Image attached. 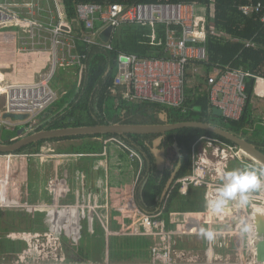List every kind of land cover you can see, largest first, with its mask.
Masks as SVG:
<instances>
[{"label":"built area","instance_id":"2783aa9c","mask_svg":"<svg viewBox=\"0 0 264 264\" xmlns=\"http://www.w3.org/2000/svg\"><path fill=\"white\" fill-rule=\"evenodd\" d=\"M44 1L49 2V7L42 6ZM198 4L197 1L132 4L80 2L76 5L75 24V21L69 22L66 17L65 0H0V30L21 27L27 36L19 47L20 51L49 54L48 66L33 81L12 82L8 81L4 73H0L3 75L0 76V128L14 129L21 125H32L38 115L60 97L53 85L59 69L71 67L74 72L83 70L86 54L80 50V46L97 45L114 50L111 37L116 28L123 24H149L152 27L149 34L151 43L161 44L164 41L166 51L170 53V58L119 53L114 83L126 88V99L147 100L186 109L190 82L202 79L209 89L211 106L221 110L225 118L239 120L246 105V77L250 74L230 66L223 69L217 65H205L209 62V31L221 38H229V35L218 31L215 26L208 27L207 13L214 17V6L199 11ZM40 9L49 13L47 18L46 12V20L38 17L42 12ZM239 9L244 15L258 16L264 25L263 0H251L241 4ZM77 23L80 26L78 30L73 27ZM161 24L164 26V40L158 38V27ZM108 27H112L113 31L110 39L103 41L101 34ZM251 45L254 44L246 42V46ZM257 79L259 82L264 78ZM14 115L18 118H14ZM127 148L131 157L142 162L137 150ZM192 151V172L177 178L163 200L165 204L157 212H145L131 199L136 221L144 229L138 226L131 232L116 233L154 236L158 241L151 248L152 259L149 264H262L257 258L256 217L264 214V185L248 194L249 203L244 207L229 202L222 212L216 213L207 207V201L216 197L222 186V174L233 170L230 168L232 162H237L241 168L264 165L237 144L212 136L199 138L193 144ZM11 156L14 155L0 154V159ZM177 184L184 195L189 194L192 188L203 192L202 201L193 200L194 207L190 210L189 205L187 211L178 216L179 222L185 214L195 211V222L189 228L178 227V230L167 228L163 218L170 193ZM17 204H0V210ZM86 205L67 203L59 208L66 214H73L74 210L85 208ZM124 206L127 210L131 208L129 202ZM32 207L33 211L39 209L38 206ZM201 228L217 232L214 242L206 240L207 259L188 257L185 252L174 249L172 240L175 235H198ZM245 228L247 231H244ZM107 231L115 234L110 229ZM26 239L29 242L27 249L11 258L3 257L0 264H95L69 261L65 254V242H61L59 235L30 233Z\"/></svg>","mask_w":264,"mask_h":264},{"label":"crops","instance_id":"0c3cea01","mask_svg":"<svg viewBox=\"0 0 264 264\" xmlns=\"http://www.w3.org/2000/svg\"><path fill=\"white\" fill-rule=\"evenodd\" d=\"M211 5L214 6V2L211 1L210 5L199 3L198 10H209ZM42 6L49 7V2L44 1ZM65 10L68 21H75L76 24L77 19L69 15L66 3ZM40 11L42 12L38 17L46 20L49 13L46 11V18V12L42 9ZM73 27L78 30L80 26L77 23ZM11 28H15V30L4 28L5 30L0 31V71L5 74L8 81H33L38 78L39 72L48 66L49 54L37 51H20L19 47L22 46L27 32L21 27ZM101 39L108 41L102 36ZM76 72V78L66 77L63 79L66 82L60 88V93L67 94L80 82L81 72ZM23 74H26V77L17 78ZM123 89L124 95L126 88ZM43 113L38 115V119L32 125H21L20 134L22 131L33 130L38 125L45 123L44 118H41ZM254 113L257 117V110ZM39 119L40 122L37 124ZM262 119L263 117L260 120ZM260 127L264 129L262 125ZM1 133L0 131V135ZM26 135L23 134V136ZM40 142L21 152L11 153L14 156L26 154L23 175L25 188L21 185V193L17 196V201H19L17 206H5L0 210V260L3 257L10 258L11 256L8 255L13 254L14 256L27 249L29 242L26 236L28 234L48 233L53 236L59 235L61 242L66 243H63L66 247H64L65 254L72 262L149 264L152 259L151 248L158 241L154 236L132 233L118 235L116 233L131 232L138 226L144 229L136 221V212L132 208L131 199H134L136 206L148 213L157 212L160 206L165 204L162 195L159 205L155 208H143L138 201V193L145 182L144 179L150 175L154 168L151 167L152 163H149L147 155L140 152L139 147H131L114 136L60 140L54 138ZM113 144L115 147L112 146ZM124 144L137 150L142 157V162L138 158L131 157L130 150ZM76 146H79V149L81 147H85V149L72 150ZM31 157L35 162H38L36 166L38 168L37 179L33 187L38 189L37 194L32 191ZM78 160L81 164H78ZM238 166L242 169L240 165ZM155 169L157 170L156 165ZM160 175L162 176L161 173ZM18 183L20 182L18 181ZM197 190L198 195L201 194L202 197L203 192ZM189 193L191 194V191ZM71 196H73L72 202H70ZM201 197H188L187 200H184L183 208L166 209L163 215L166 227L176 230L178 227L189 228L195 222L193 214L195 211L185 214L179 222L178 216L184 214L183 212L187 211L189 205H191L190 210L194 207L193 200L202 201ZM127 202L131 206L128 210L124 206ZM67 203H75V206L82 203L87 205L85 208L74 210L73 214H66L59 206ZM32 206H38L39 209L33 211ZM107 229L114 231L115 234H109ZM84 230L88 231L87 235L89 236H97L96 242L92 240L94 243L99 242V250L103 252L102 258L87 260L81 254ZM172 243L177 252L178 250L183 251L188 257H200L203 260L208 258L206 240L197 234H177ZM76 249L77 254L71 252Z\"/></svg>","mask_w":264,"mask_h":264},{"label":"trees","instance_id":"16d2710c","mask_svg":"<svg viewBox=\"0 0 264 264\" xmlns=\"http://www.w3.org/2000/svg\"><path fill=\"white\" fill-rule=\"evenodd\" d=\"M197 1L202 5H210L211 0H65L67 11L71 17H77L76 5L80 2H98L107 4L116 3H159V2H187ZM251 0H215V15L210 16L207 13L209 24L208 27L215 26L218 31L226 32L230 38H221L213 35L209 31L207 47L209 50V62L206 66H219L225 69L230 66L233 69H242L250 75L246 77L247 100L243 114L239 120L225 118L218 108L211 106L208 97V90L205 87L204 80L187 89L188 100L185 102V108L169 107L158 102L147 100H129L123 95L121 85L114 83L118 72V56L120 52L137 54L141 57H166L170 58V53L166 51L164 41L161 44H152L149 34L152 27L149 24H126L116 28L111 43L114 50H108L97 45H85L81 51L85 52L84 68L81 72V80L67 94L60 96L51 108L47 109L41 116L46 121L30 131H22L21 126H17L14 131L15 135L1 138L3 143H13L23 136L31 134L39 129H51L67 126L96 125L108 124L113 122L122 123H163L160 118L161 113H166L170 122H179L186 120H200L211 122L227 130L246 138L247 132H252L254 137L248 139L256 143L264 151V117L260 124L257 123L253 98H264V79H260L257 84V78H264V25L256 15H244L239 6L250 2ZM264 1V0H263ZM62 8L63 5H62ZM118 29V30H117ZM116 32L117 36H116ZM122 34V40H119ZM158 38L164 40V26L158 27ZM114 37V38H113ZM246 42H252L254 45L246 46ZM257 85V88H256ZM190 86V84H189ZM256 88V92H255ZM116 99V100H115ZM261 101V99H260ZM259 101V102H260ZM261 106H258V110ZM257 110V112H258ZM259 113V112H258ZM261 113H264L261 111ZM47 114V115H46ZM18 118L17 116H13ZM6 128V127H5ZM25 130V129H24ZM7 131V129L5 130ZM260 133H263L260 134ZM111 137L114 136L119 140L126 142L131 147H139L147 153V159L154 167L150 175L147 176L139 193L138 201L143 208H155L159 205L160 197L164 191L166 182L171 171L181 160L182 166L178 172L177 178L192 172L193 144L202 136H212L221 138L224 141H232L217 135L213 132L201 128L186 127L168 132V141L170 144L178 142L180 148V157L172 170H166L161 176L160 172L155 169L154 158L150 153V147L157 134L134 135L129 134L127 137L118 134H97L68 136L60 139L71 138H92V137ZM43 142V141H42ZM150 142V145L147 143ZM41 143V142H39ZM36 143L18 150L21 152L26 148L35 146ZM93 145V144H91ZM26 154L6 157L0 159V187L7 189L9 200L18 203L17 196L21 193V185L25 188L23 175L26 165ZM20 182L17 184V182ZM192 191V190H190ZM151 193L153 196H151ZM190 194V193H189ZM196 193V197L201 194ZM188 196L180 191V185L174 186L167 202L169 203L176 197ZM187 198V197H186ZM181 197V201L186 199Z\"/></svg>","mask_w":264,"mask_h":264},{"label":"water","instance_id":"95a60500","mask_svg":"<svg viewBox=\"0 0 264 264\" xmlns=\"http://www.w3.org/2000/svg\"><path fill=\"white\" fill-rule=\"evenodd\" d=\"M113 31L112 27H108L101 36L105 40L110 39V35ZM221 112V110H220ZM222 113V112H221ZM160 118L163 123H122L113 122L108 124H96V125H81V126H67L51 129H39L33 133L19 138L13 143H3L0 141V154H11L18 150L37 143L43 140L62 138L68 136H87L97 134H118L127 137L129 134L144 135V134H157L150 147V153L154 158L157 170L163 175L167 168V156H168V132L173 130L195 127L201 128L209 132H213L220 135L233 143L237 144L240 148L245 150L248 154L256 158L262 165H264V151L254 142L248 140L245 137L239 136L236 133L227 130L221 126L215 125L211 122H205L200 120H186L179 122H170L166 113H161ZM174 147L180 154V148L178 142H174ZM147 155V153H145ZM182 166L181 160L178 161L176 166L170 173V176L166 182L162 199H165L170 189L173 187L177 180V175ZM257 224V258L258 261L264 264V214H258L256 217Z\"/></svg>","mask_w":264,"mask_h":264},{"label":"rangeland","instance_id":"374dc122","mask_svg":"<svg viewBox=\"0 0 264 264\" xmlns=\"http://www.w3.org/2000/svg\"><path fill=\"white\" fill-rule=\"evenodd\" d=\"M9 29H13L15 30V28H9ZM2 30H5V29H1L0 31ZM118 30V29H117ZM117 33L116 32V36H117ZM119 36V35H118ZM118 36H117V39H118ZM114 38V37H113ZM122 34L119 38V40H122ZM77 73V72H76ZM76 73L73 71V69L70 67V68H66V70H64L63 68H60L59 71H58V75L57 77L55 78L54 82H53V85L54 87L58 90V92L60 93L61 90L60 88H62L64 86V82L63 79L66 78V77H71V79H74L76 78ZM26 77V74H23L21 77H17V78H24ZM38 77V76H37ZM199 81L198 80H194V81H191L190 82V86L189 88H194V86L198 83ZM64 94L63 93H60V96H63ZM261 97V96H260ZM261 99V101H260ZM257 97L253 98V101L255 103V107L254 109L255 110H258V106L261 108H259L258 110V114H257V117H256V120H257V123L260 124V122H262L260 119L262 117H264V113H261V111L264 112V98H260ZM116 100V99H115ZM260 101V102H259ZM56 103V102H55ZM54 103V104H55ZM53 104V105H54ZM254 110V111H255ZM161 115V114H160ZM40 118V117H39ZM38 119V118H37ZM40 122V119L39 121L37 122V124ZM4 132L1 136V138H5L6 136H12L14 137L15 135V131L13 129H8V128H1ZM7 129V131H5ZM263 135V133H260ZM246 138L248 139H251L252 137H254L253 133L252 132H247L246 134ZM114 146V144L112 145ZM79 146H76L74 148H72V150H81V149H85V147H81L80 149L78 148ZM115 147V146H114ZM33 157V156H32ZM30 158V167H31V184H32V191L33 193L37 194V190L36 188H33L35 183H36V173L38 171V168L36 167L38 165V162H35L34 161V158ZM78 164H81V162L78 160ZM176 164V158H175V151L173 150V148H169V157L167 159V170H172V167ZM231 169H240L239 166L237 165V162H232L231 163ZM191 194L188 195V196H181L182 198H188V197H191V198H195L196 197V193L198 192L197 189L195 188H192L191 189ZM36 191V192H35ZM151 196H153V194L151 193ZM181 197H176L174 198L168 205V209H179V208H183V203L185 201H181ZM9 195L7 194V189L3 190L1 189L0 187V204H15L13 203L11 200H9ZM72 198L73 196L70 197V202H72ZM76 198V197H75ZM187 198L185 200H187ZM17 211V210H15ZM96 225H97V222H95ZM85 225V223H84ZM85 232V235H84V238L83 240L81 241V244H82V250H81V254L84 255V257L87 259V260H96L98 258H102V255H103V252H101L99 250V242L98 243H94V241L96 242L97 241V236H93V235H87V230H84ZM94 241H93V240ZM187 245V244H186ZM189 245V244H188ZM190 246V245H189ZM77 249L72 251L71 252H75V254H77ZM8 256H13V254L11 255H8ZM101 256V257H100ZM10 257V258H11Z\"/></svg>","mask_w":264,"mask_h":264},{"label":"clouds","instance_id":"9594fccd","mask_svg":"<svg viewBox=\"0 0 264 264\" xmlns=\"http://www.w3.org/2000/svg\"><path fill=\"white\" fill-rule=\"evenodd\" d=\"M222 181L216 197L207 201V207L216 213L222 212L229 202H236L239 207L246 206L249 203L248 194L264 185V166H246L225 171ZM198 235L208 242H214L217 232L210 228H201Z\"/></svg>","mask_w":264,"mask_h":264},{"label":"flooded vegetation","instance_id":"af4514ba","mask_svg":"<svg viewBox=\"0 0 264 264\" xmlns=\"http://www.w3.org/2000/svg\"><path fill=\"white\" fill-rule=\"evenodd\" d=\"M149 145H150V142H147ZM169 148H173V150L175 151V158H176V160H178L179 159V157L181 156L180 154H179V152L176 150V148L174 147V145L172 146V144H170L169 143V147H168V156H167V159H168V157H169ZM141 150H142V152L143 153H145V150H143L142 148H141ZM145 155V154H144ZM179 161V160H178Z\"/></svg>","mask_w":264,"mask_h":264},{"label":"bare ground","instance_id":"6f19581e","mask_svg":"<svg viewBox=\"0 0 264 264\" xmlns=\"http://www.w3.org/2000/svg\"><path fill=\"white\" fill-rule=\"evenodd\" d=\"M61 8H62V5L60 6ZM63 9V8H62ZM64 14V13H63ZM1 74H3L2 72H0ZM0 74V76H3V75H1ZM257 95H259V94H257ZM259 96H264V95H259Z\"/></svg>","mask_w":264,"mask_h":264}]
</instances>
